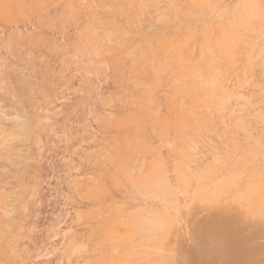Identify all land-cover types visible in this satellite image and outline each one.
Masks as SVG:
<instances>
[{"label":"rangeland","instance_id":"obj_1","mask_svg":"<svg viewBox=\"0 0 264 264\" xmlns=\"http://www.w3.org/2000/svg\"><path fill=\"white\" fill-rule=\"evenodd\" d=\"M263 6L0 0V264H264Z\"/></svg>","mask_w":264,"mask_h":264},{"label":"bare ground","instance_id":"obj_2","mask_svg":"<svg viewBox=\"0 0 264 264\" xmlns=\"http://www.w3.org/2000/svg\"><path fill=\"white\" fill-rule=\"evenodd\" d=\"M260 1L262 2L263 0H260ZM256 2H257V0H256ZM258 2H259V0H258ZM254 4H256V3L254 2ZM258 4H259V3H258ZM258 4H257V5H258ZM257 5H256V6H257ZM254 6H255V5H253V7H254ZM258 7H261V6L258 5ZM263 7H264V6H263ZM255 8H256V7H255ZM263 9H264V8H263ZM253 10H254V9H253ZM256 10H257V9H256ZM256 10H255V11H256ZM220 12H221V11H220ZM243 44H244V43H243ZM243 44H242V46L245 47ZM242 46L239 45V47L243 48ZM239 47H238V48H239ZM243 49H246V48H243ZM243 49H242V50H243ZM239 50H240V49H239ZM0 122H1V121H0ZM7 125H9V124H7ZM13 127H14V126H13ZM7 129H8V128H7ZM13 130H14V129H13ZM7 131H9V130H7ZM9 132H10V131H9ZM0 142H1V141H0ZM133 166H135V165H133ZM135 168H136V167H135ZM129 169H130V168H129ZM133 169H134V168H133ZM132 171H133V170H132ZM136 171H137V170H136ZM130 172H131V171H130ZM133 172H134V171H133ZM137 174H138V172H137ZM162 179L165 180V181L163 180V181L165 182V183H164L165 188H162V190L168 188V190L170 191V189L172 188V186L170 185V181H168L166 177L164 178V176L162 177ZM161 184H162V183H161ZM161 184H160V185H161ZM135 189H137V188H135ZM174 189H175V188H174ZM123 191H124V190H123ZM164 191H165V190H164ZM169 191H168L167 194H169V195L172 196V193H171V192H172V189H171V192H169ZM105 192H106V191H105ZM105 192H104V194H105ZM120 192H121V191H120ZM126 192H127V191H126ZM108 193H109V192H108ZM108 193H106V194H108ZM123 193L125 194V192H123ZM170 193H171V194H170ZM109 194H111V193H109ZM128 195H129V194H128ZM169 195H168V196H169ZM174 195L176 196V193H174ZM106 196H107V195H106ZM169 197H170V196H169ZM109 198H110V197H109ZM109 198H108V199H109ZM111 198H112V196H111ZM171 198H172V197H171ZM173 198H174V197H173ZM104 199H105V198H104ZM169 199H170V198H169ZM0 200H1V199H0ZM105 200H106V199H105ZM170 200H171V199H170ZM173 200L175 201V199H173ZM177 200H179L178 196H177V198H176V202H177ZM2 201H3V200H2ZM103 201H104V200H103ZM109 201H113V200L110 199ZM109 201H108V202H109ZM105 203H106V202H105ZM106 208H108V207L106 206ZM109 208H110V207H109ZM109 208H108V209H109ZM111 208H112V207H111ZM111 208H110V209H111ZM0 209H1V210H4V212H6V213H8V214L11 212V210H10V208H9V205L4 204V203H1V204H0ZM110 209H109V210H110ZM1 212H2V211H1ZM164 221H165V220H164ZM169 222L171 223V221H168V223H169ZM170 223H169V224H170ZM164 224L166 225V221H165ZM165 225H162V226L165 227ZM166 226H168V224H167ZM161 229H163V228L161 227ZM163 231H164V230H163ZM179 233H180V232H179ZM178 235H179V234H178ZM113 250H114V248H113Z\"/></svg>","mask_w":264,"mask_h":264}]
</instances>
